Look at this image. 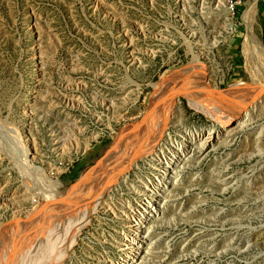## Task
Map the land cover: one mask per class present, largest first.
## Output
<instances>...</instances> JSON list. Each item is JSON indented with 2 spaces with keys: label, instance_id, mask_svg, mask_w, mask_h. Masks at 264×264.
I'll return each instance as SVG.
<instances>
[{
  "label": "rangeland",
  "instance_id": "1",
  "mask_svg": "<svg viewBox=\"0 0 264 264\" xmlns=\"http://www.w3.org/2000/svg\"><path fill=\"white\" fill-rule=\"evenodd\" d=\"M251 2V29L264 53V0H244L233 34L225 0H0V242L35 207L17 193L19 145L68 194L144 116L160 80L188 70V88H253L259 62L244 16ZM259 89L254 101L239 97L225 105L233 111L220 107L216 115L176 98L167 133L197 139L208 130L215 143L194 145L174 170L165 165L172 185L155 191L158 212L145 221L119 210L150 205L131 186L136 175L151 178L152 158L139 159L110 190L112 204L97 205L64 264H123L135 257L125 252L131 237L140 254L134 264H264ZM71 141L78 149L59 152Z\"/></svg>",
  "mask_w": 264,
  "mask_h": 264
},
{
  "label": "bare ground",
  "instance_id": "2",
  "mask_svg": "<svg viewBox=\"0 0 264 264\" xmlns=\"http://www.w3.org/2000/svg\"><path fill=\"white\" fill-rule=\"evenodd\" d=\"M254 5L251 2L244 13L249 29L248 45L252 51L257 52L259 62V67L250 73L255 81V86L250 90L246 91L239 87L224 91L188 88V82L191 79H187V76L194 72L188 70L182 71L173 78L160 80L155 84L144 116L133 124L125 134L115 138L110 153L99 162L100 167L95 174L78 180L77 186L75 185L76 187L68 194H61L60 183L48 177L41 165H36V157L28 154L25 145L24 147L19 145L21 146V158L18 159V169L23 189L17 193H23V199L28 198L35 207L34 210L26 212L27 214L23 217L24 220H20L19 224L14 227L11 226L12 229L8 231L9 233L7 232L8 235L3 232L4 236L0 242V253L3 252V258L0 264H64L68 254L74 249L75 241L80 235L79 231L88 225L90 217L96 212L97 205L104 202V207H109L113 201L110 190L114 184L119 180H124L127 177V171L131 172L138 160L146 156L152 158L148 161L150 168L147 169L151 172V178L143 181L139 175H136L139 184L131 183V186L138 194L148 197L150 205L146 207L141 204L135 210L127 202V210L124 207H119V210L125 219L137 215V217L141 216L143 221L149 220L158 212L157 207L160 201L155 191L159 187L162 190L167 183L172 185L168 173L170 169L168 170L165 165L171 164L172 170H174L175 165H181V160L188 156L190 148L194 145L199 148H207L215 143L214 138L216 137H214V132L211 133L208 130L206 135L204 134L201 138L198 136L197 139L180 129L177 130L178 135L175 138L167 133L170 123L169 113L173 109L175 99L186 98L193 106L203 104L210 114L216 115L214 112H219L220 107L224 110L233 111L234 108L225 105L226 103L235 104V99L239 97L242 98L243 96L244 101L249 99L254 101L257 91L260 90V85L264 86V81H262L264 53L260 42L256 40L251 29L255 13ZM256 82L258 83L256 84ZM244 105L246 104L242 103L240 106L243 107ZM230 123H232L231 118L227 119L224 126L227 127ZM92 138L94 139V136ZM73 144L75 149H78V141H74V143L71 141L66 147L64 144L60 145L59 152H68L69 147ZM30 157L31 160H28ZM133 230L142 232L140 229ZM129 239L132 240V244L128 242L125 252L139 257L137 238L131 237ZM135 257L124 258L123 264H134L132 258Z\"/></svg>",
  "mask_w": 264,
  "mask_h": 264
},
{
  "label": "built area",
  "instance_id": "3",
  "mask_svg": "<svg viewBox=\"0 0 264 264\" xmlns=\"http://www.w3.org/2000/svg\"><path fill=\"white\" fill-rule=\"evenodd\" d=\"M244 0H225V5L228 8L229 14V23H227L226 30L228 33H234L237 28V18L238 14L241 11Z\"/></svg>",
  "mask_w": 264,
  "mask_h": 264
}]
</instances>
